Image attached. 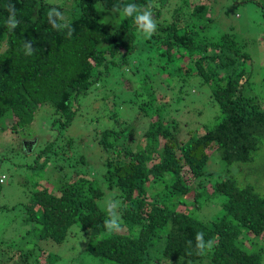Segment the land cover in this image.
I'll return each instance as SVG.
<instances>
[{
    "label": "trees",
    "instance_id": "trees-1",
    "mask_svg": "<svg viewBox=\"0 0 264 264\" xmlns=\"http://www.w3.org/2000/svg\"><path fill=\"white\" fill-rule=\"evenodd\" d=\"M66 1L0 0V131L8 122H14L12 130L29 127L40 110L49 112L53 129L44 131L50 139L40 150L25 146L33 165L51 164V172L28 190L25 203L0 205V215L20 207L16 224L25 228L15 240L0 239V264L32 259L40 264L41 254L52 252L44 243L59 246L73 230L90 239L88 254L114 264H264V244L258 242L264 238V193L252 176L264 167L257 163L264 161V102L248 94L244 65L251 57L233 35L201 33L213 4L197 0L186 13L178 0ZM127 4L151 10L157 26L150 38L138 30L134 16L122 14ZM10 8L19 21L14 30L6 24ZM52 9L63 14L58 23L74 30L71 37L67 28L52 27ZM29 40L31 56L24 49ZM150 70L167 84L199 77L216 123L208 125L201 110L192 116L191 104L171 85L154 89L146 77ZM124 74L134 76L114 84L129 83L131 98L117 104L120 94L126 96L120 90L108 107H134L133 123L96 132L102 156L91 174L73 138H59L58 127L72 124L92 88H109ZM187 122L189 131L182 128ZM181 130L188 138L179 141ZM142 139L144 146L133 149ZM209 150L224 166L216 178L206 173ZM3 189L0 184V199ZM211 198H220L216 214L201 220L198 211ZM109 200L119 202V232L104 227ZM198 232L205 242L213 241L204 255L197 254Z\"/></svg>",
    "mask_w": 264,
    "mask_h": 264
},
{
    "label": "rangeland",
    "instance_id": "rangeland-1",
    "mask_svg": "<svg viewBox=\"0 0 264 264\" xmlns=\"http://www.w3.org/2000/svg\"><path fill=\"white\" fill-rule=\"evenodd\" d=\"M57 1L59 2V0ZM171 1L174 2V0ZM178 1V5H181V8L187 13L189 12V4L195 5L197 0ZM260 1L264 3V0H259L258 2ZM66 2L69 3L70 1L67 0ZM209 3L213 4L210 7L212 8V12H210L211 20L205 25L204 30L202 27H199V30H203L201 33L215 36L216 38L219 36V32H227L233 35L237 43L243 47L242 52H247L251 57V60H247L244 65L245 69H247L246 78H249L248 94L252 97L256 96L264 102V12L257 4V0L242 3H237L233 0H209ZM224 10L226 14L223 13ZM162 16L168 17L169 15L163 11ZM178 53L180 54L181 52L178 51ZM149 72L146 73V77L149 84L154 85V89H159L160 87L167 89L168 85H171L176 90V93H181L183 99L191 104L192 116L195 112L197 113L201 110L203 113L201 118L207 120L208 125L212 126L213 122L216 123V112L207 103V93L205 92L207 87L201 85L199 77L192 78L184 85L177 80H174L171 84H167L168 82L165 81L164 76L159 77L158 73L154 70H150ZM133 76L124 74L118 77V79H113L109 88L103 87V93L92 97H89V95L84 97L80 101V110L72 124L66 129L58 127L57 135L59 138H73L75 142L74 149L79 152L80 156L86 159L87 169L91 170V174L95 172L94 169L97 168V163L101 164L102 156L98 151L99 146L95 142L100 139L99 133L97 134L96 132L102 131L105 128L113 129L116 126L118 129L124 130L133 123L134 107L128 104H122V106L113 107V109L108 107L109 101L115 98L116 93L120 94L118 92L120 90L126 92V96L120 94L121 98L120 101L116 100L117 104L121 105V101L127 102L131 98V94L127 91L131 90L129 83L123 81L122 85H116L114 82L121 79L132 80ZM48 113L47 110L38 111L33 123L25 130L21 129L18 134H15L11 129L10 122H8L7 130L0 133V176L4 174L8 178L7 183L2 185L4 189L0 205L11 208L14 205L25 203L28 198V190L35 188L36 183L41 180L40 176L51 172V164L39 167H35L33 164L29 165V162L34 163L35 161L32 154H25L26 144L24 142V140L34 141L35 151H37L40 150L41 146H43L42 144L47 139H50L49 133H44V131H49V129L53 133ZM192 119V117H189L188 121ZM182 128L185 131L190 130L189 126H182ZM8 130L11 132L9 133ZM95 133L97 135L94 137ZM5 134H9V138ZM184 138L187 139L188 136L181 130L178 134V139L180 141ZM138 143V145L133 146V149L137 146H144L143 139L138 141ZM5 155L11 156L12 160ZM260 158L264 160V151ZM257 163L262 164L264 161ZM209 169L216 177L220 173V166L213 159L210 162ZM252 176L256 178L260 192L264 193V167H258L256 172L252 173ZM25 182L27 183V187L24 185ZM210 182L211 178L208 177L206 179V187L209 192L212 191ZM219 202L220 198H215L204 205L199 211L200 219L207 220L212 218L216 214ZM19 209L20 207L14 212L10 211L7 215H0V239L2 241L15 240L19 236L25 235L24 226L16 224ZM89 241L90 239L83 233L73 230L66 241L59 246L45 242L44 244H47L45 248L52 252L50 255H47V252L44 251L45 253L41 254L38 262L40 264H52L50 261L55 264H114L110 261H102L84 252L83 246H86ZM258 242L264 244V238H258ZM16 245H14V248L17 247ZM22 262V260H19L18 263L22 264ZM27 263L36 264L34 263V259L31 262L27 260Z\"/></svg>",
    "mask_w": 264,
    "mask_h": 264
},
{
    "label": "clouds",
    "instance_id": "clouds-1",
    "mask_svg": "<svg viewBox=\"0 0 264 264\" xmlns=\"http://www.w3.org/2000/svg\"><path fill=\"white\" fill-rule=\"evenodd\" d=\"M114 10H120V9H114ZM122 14L125 17H133L134 16V22L138 26V30L145 37L150 38L155 33L157 25H156V21L153 18V15H152V12H151L150 9H145L144 11H141L140 10V6H138L136 4H127V5H125L122 8ZM53 17H55V20H53ZM48 18H49V22L52 24V27L54 29L61 30L63 28H67L68 29L67 35L69 37H71L72 32L74 30L66 23H58L57 22V21H62L64 19L63 14L61 12H59L56 9H52L48 13ZM6 24H7L8 28H9V30H14L18 26L19 21L16 20V18H15V9L14 8H10V15H9V17H8V19L6 21ZM24 49H25V55L31 56L33 54L34 48L32 47V43H31L30 40L28 42H25ZM103 87H105V86L99 85V86H96V89L92 88V90L89 93V97H92V96H95L97 94L103 93V91H104V90H102ZM11 125H14V122H12ZM187 125L189 126V124H187ZM25 129L26 128H24V130ZM190 129H192V128H190ZM5 131H3V132H5ZM20 131L21 130H19V129L13 130V132L15 134H18ZM3 132L0 131V133H3ZM8 132L10 133L11 131L8 130ZM5 136L7 138H9V134H5ZM24 142H25L26 145L31 144V146L29 148H32V146H34L33 145L34 141H31V140H26L25 141L24 140ZM20 148H21V146H20ZM25 149H26V147H25ZM212 150H213V148H212ZM25 154H26V152H25ZM209 154L215 155V156H210L209 160H208L209 162H207L208 165L206 166V173L208 172V175L211 174V170L209 169V167H210V162H211L212 159L216 162V164H218L220 166V171L224 167L222 162L220 163L218 161V158H217L218 155L215 152L210 151ZM31 164H33V162H29V165H31ZM208 177L209 176H205V178H208ZM214 177L216 178V176H214ZM7 180H8V178H7L6 175L3 174V175L0 176V184L1 185H5L7 183ZM211 187H212V185H211ZM212 199L213 198L207 200V202H205L204 205H206ZM118 205H119L118 201L109 200L107 202V209H108L109 218L105 221L104 227H105V229L107 230L108 233L119 232L121 230V227H122L121 216L116 211V209L118 208ZM195 239H196V242H197L196 243V248L198 249V253H197L198 255H204L206 250L210 251L212 249L213 241L209 240V241L205 242L204 241V233L198 232L196 234ZM188 243L191 244V241H189ZM88 245H89V243L86 246H83V251L86 252V253H87L86 249H87Z\"/></svg>",
    "mask_w": 264,
    "mask_h": 264
}]
</instances>
